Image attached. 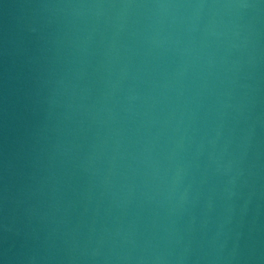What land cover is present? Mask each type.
I'll return each instance as SVG.
<instances>
[{"label":"water","instance_id":"95a60500","mask_svg":"<svg viewBox=\"0 0 264 264\" xmlns=\"http://www.w3.org/2000/svg\"><path fill=\"white\" fill-rule=\"evenodd\" d=\"M0 264H264V0H0Z\"/></svg>","mask_w":264,"mask_h":264}]
</instances>
